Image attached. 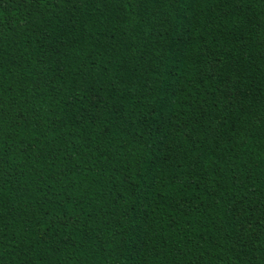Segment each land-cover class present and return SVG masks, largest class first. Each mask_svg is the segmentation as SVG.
I'll return each mask as SVG.
<instances>
[{
    "label": "trees",
    "instance_id": "trees-1",
    "mask_svg": "<svg viewBox=\"0 0 264 264\" xmlns=\"http://www.w3.org/2000/svg\"><path fill=\"white\" fill-rule=\"evenodd\" d=\"M0 264H264V0H0Z\"/></svg>",
    "mask_w": 264,
    "mask_h": 264
}]
</instances>
